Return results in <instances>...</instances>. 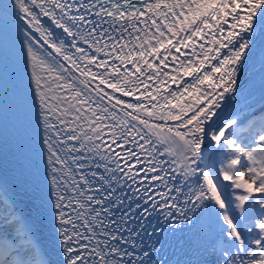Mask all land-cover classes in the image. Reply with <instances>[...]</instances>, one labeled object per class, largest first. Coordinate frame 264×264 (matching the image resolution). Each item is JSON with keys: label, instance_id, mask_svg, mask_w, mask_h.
I'll return each instance as SVG.
<instances>
[{"label": "snow or ice", "instance_id": "snow-or-ice-1", "mask_svg": "<svg viewBox=\"0 0 264 264\" xmlns=\"http://www.w3.org/2000/svg\"><path fill=\"white\" fill-rule=\"evenodd\" d=\"M0 264H264V0H0Z\"/></svg>", "mask_w": 264, "mask_h": 264}]
</instances>
